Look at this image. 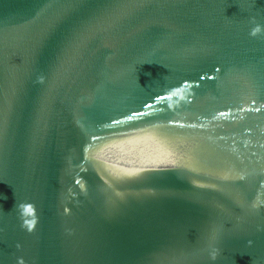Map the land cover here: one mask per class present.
<instances>
[{
    "label": "water",
    "instance_id": "1",
    "mask_svg": "<svg viewBox=\"0 0 264 264\" xmlns=\"http://www.w3.org/2000/svg\"><path fill=\"white\" fill-rule=\"evenodd\" d=\"M0 264H264V0H0Z\"/></svg>",
    "mask_w": 264,
    "mask_h": 264
},
{
    "label": "clouds",
    "instance_id": "2",
    "mask_svg": "<svg viewBox=\"0 0 264 264\" xmlns=\"http://www.w3.org/2000/svg\"><path fill=\"white\" fill-rule=\"evenodd\" d=\"M259 30H260L259 26H257L256 29H254V31H259Z\"/></svg>",
    "mask_w": 264,
    "mask_h": 264
}]
</instances>
